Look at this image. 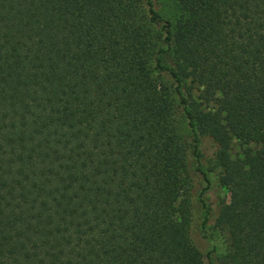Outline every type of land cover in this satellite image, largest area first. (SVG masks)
I'll return each instance as SVG.
<instances>
[{"label":"trees","instance_id":"trees-1","mask_svg":"<svg viewBox=\"0 0 264 264\" xmlns=\"http://www.w3.org/2000/svg\"><path fill=\"white\" fill-rule=\"evenodd\" d=\"M201 138L264 264V0H0V264H211Z\"/></svg>","mask_w":264,"mask_h":264},{"label":"rangeland","instance_id":"rangeland-1","mask_svg":"<svg viewBox=\"0 0 264 264\" xmlns=\"http://www.w3.org/2000/svg\"><path fill=\"white\" fill-rule=\"evenodd\" d=\"M178 130L185 140L188 141L189 137L185 135L186 131L182 122L178 124ZM257 145L258 143L249 144L247 147L254 148ZM244 148L245 146L233 140L230 146V156L236 157ZM212 152L213 149L210 141L206 138H201L199 142V153L201 155L200 168L204 171L208 184L204 182L197 172L193 173V187L191 189L195 209L192 217L193 237L202 253H210L211 264H222V256L229 250L228 234L224 228L212 227L214 216L209 213L208 215L204 214L203 207L206 205L212 211L218 205H233L238 201L239 196L236 192L219 186L218 177L221 173L220 169L206 164V160L212 158ZM188 166L191 167L190 164ZM204 188L205 190L202 194L201 190ZM204 216L207 221L204 230L200 231L199 225L204 221Z\"/></svg>","mask_w":264,"mask_h":264}]
</instances>
